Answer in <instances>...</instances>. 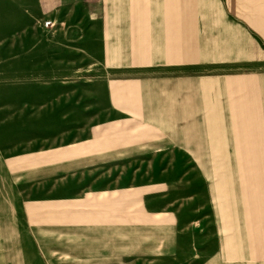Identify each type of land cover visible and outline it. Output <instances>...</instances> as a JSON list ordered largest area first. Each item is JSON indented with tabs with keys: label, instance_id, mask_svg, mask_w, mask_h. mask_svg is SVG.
Instances as JSON below:
<instances>
[{
	"label": "crops",
	"instance_id": "obj_1",
	"mask_svg": "<svg viewBox=\"0 0 264 264\" xmlns=\"http://www.w3.org/2000/svg\"><path fill=\"white\" fill-rule=\"evenodd\" d=\"M32 1L93 16L106 149L18 160L0 138V264H264V59L244 38L264 0L203 4L201 28L176 0ZM115 156L150 168L115 181Z\"/></svg>",
	"mask_w": 264,
	"mask_h": 264
},
{
	"label": "rangeland",
	"instance_id": "obj_2",
	"mask_svg": "<svg viewBox=\"0 0 264 264\" xmlns=\"http://www.w3.org/2000/svg\"><path fill=\"white\" fill-rule=\"evenodd\" d=\"M20 1L0 0L1 149L7 154L18 155V160L31 149L35 157L41 156L39 153L47 156L48 152L49 159L56 161L58 151L63 154V151L80 153L97 149L104 153L108 115L105 76L108 67L105 62L92 59L97 54L90 56L85 47L95 38L90 35L96 32L91 29L93 16L89 15L91 19H78L72 9L65 12L58 7H48L39 12L35 6L31 7L32 11L25 10L24 0ZM232 1L237 5L243 2L251 6V0ZM174 2L178 6L193 8L191 20L201 28L198 9L207 3L205 6L211 12V9H217L219 0ZM220 3L226 12L227 3L224 0ZM247 6L246 10L241 9L245 14ZM249 14L251 16L253 12ZM227 17L230 21L236 20L229 13ZM48 20L51 23L45 24ZM212 26L215 27L211 22ZM260 26L262 29L258 32L248 26L251 36L247 32L244 38L247 43L255 39L257 52L252 56L264 59V20L260 21ZM246 49L249 55L248 45ZM112 68L117 70V67H109V70ZM67 153V159L75 156ZM101 156L98 166L105 168L104 154ZM109 160L113 161L115 181L128 173L132 174L131 180L134 181L143 166L147 170L150 168L148 161L134 157L115 156ZM189 160L188 164L193 162L194 174H178V181H185L187 177L188 182L197 185L201 181L200 168L195 159ZM139 163L143 166L139 167ZM104 176L105 169L99 168V179H104ZM194 193L196 197L197 192ZM199 207L200 202L197 210L201 209Z\"/></svg>",
	"mask_w": 264,
	"mask_h": 264
},
{
	"label": "built area",
	"instance_id": "obj_3",
	"mask_svg": "<svg viewBox=\"0 0 264 264\" xmlns=\"http://www.w3.org/2000/svg\"><path fill=\"white\" fill-rule=\"evenodd\" d=\"M44 23H45V24H50L51 22L48 20V21H45Z\"/></svg>",
	"mask_w": 264,
	"mask_h": 264
}]
</instances>
